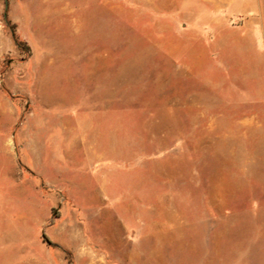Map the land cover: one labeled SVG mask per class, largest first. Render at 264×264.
Returning a JSON list of instances; mask_svg holds the SVG:
<instances>
[{
  "label": "rangeland",
  "instance_id": "rangeland-1",
  "mask_svg": "<svg viewBox=\"0 0 264 264\" xmlns=\"http://www.w3.org/2000/svg\"><path fill=\"white\" fill-rule=\"evenodd\" d=\"M156 5L0 0V264H264V0Z\"/></svg>",
  "mask_w": 264,
  "mask_h": 264
},
{
  "label": "crops",
  "instance_id": "crops-1",
  "mask_svg": "<svg viewBox=\"0 0 264 264\" xmlns=\"http://www.w3.org/2000/svg\"><path fill=\"white\" fill-rule=\"evenodd\" d=\"M156 6L159 12L232 13L240 7L250 11L256 8L255 0H157Z\"/></svg>",
  "mask_w": 264,
  "mask_h": 264
},
{
  "label": "water",
  "instance_id": "water-1",
  "mask_svg": "<svg viewBox=\"0 0 264 264\" xmlns=\"http://www.w3.org/2000/svg\"><path fill=\"white\" fill-rule=\"evenodd\" d=\"M5 4H6V2H5ZM5 7H7V4L5 5Z\"/></svg>",
  "mask_w": 264,
  "mask_h": 264
}]
</instances>
